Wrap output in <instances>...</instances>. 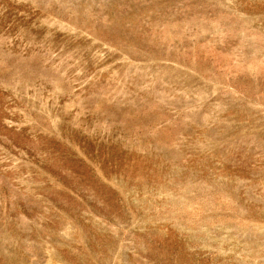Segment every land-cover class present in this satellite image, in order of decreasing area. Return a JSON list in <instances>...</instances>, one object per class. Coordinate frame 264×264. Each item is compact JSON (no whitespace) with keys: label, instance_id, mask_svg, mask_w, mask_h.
I'll use <instances>...</instances> for the list:
<instances>
[{"label":"rangeland","instance_id":"rangeland-1","mask_svg":"<svg viewBox=\"0 0 264 264\" xmlns=\"http://www.w3.org/2000/svg\"><path fill=\"white\" fill-rule=\"evenodd\" d=\"M0 264H264V0H0Z\"/></svg>","mask_w":264,"mask_h":264}]
</instances>
